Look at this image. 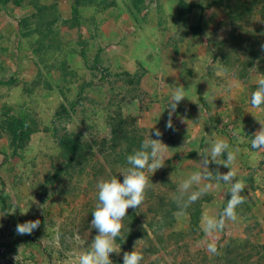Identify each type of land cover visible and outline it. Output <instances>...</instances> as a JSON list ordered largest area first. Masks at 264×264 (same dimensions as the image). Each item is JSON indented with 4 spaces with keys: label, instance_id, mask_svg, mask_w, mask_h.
I'll return each instance as SVG.
<instances>
[{
    "label": "rangeland",
    "instance_id": "obj_1",
    "mask_svg": "<svg viewBox=\"0 0 264 264\" xmlns=\"http://www.w3.org/2000/svg\"><path fill=\"white\" fill-rule=\"evenodd\" d=\"M0 26V255L78 264L97 234V182L122 180L149 132L163 164L145 169L144 199L126 210L113 264L133 250L140 264H264V149L252 150L242 119L264 53V0H0ZM172 58L184 96L175 111L165 73ZM216 140L234 159L222 154L208 168L232 171L244 202L235 221L205 232L231 184L201 179L186 193L180 185L203 171ZM32 220L37 229L16 233Z\"/></svg>",
    "mask_w": 264,
    "mask_h": 264
},
{
    "label": "clouds",
    "instance_id": "obj_2",
    "mask_svg": "<svg viewBox=\"0 0 264 264\" xmlns=\"http://www.w3.org/2000/svg\"><path fill=\"white\" fill-rule=\"evenodd\" d=\"M255 85V90L252 91L249 98V104L253 108H259L264 106V74L259 73L258 78L255 80ZM182 98H184L182 87L173 88L169 108L175 111L178 102ZM165 127L172 128L170 119ZM153 135L159 137L161 132L159 129H153ZM157 142L161 143L158 139L150 138L148 132V137L142 141L140 149L127 157L128 167L119 173L122 176V180L118 179L116 175H110L108 178L100 179L97 182V202L91 212L92 219L90 221L91 228H94L97 234L87 249L80 250L77 253L78 264H113L110 254L117 252L115 240L120 233L121 221L125 217L126 210L139 207L144 199V190L148 183L145 169L155 171L163 164V158ZM228 148L229 145L223 140H216L211 143L207 148L206 154L200 160V167L203 171L192 174L180 185L181 191L186 193L193 184H198L201 179H215L225 184H231L227 203L220 213V218H207L203 225L205 232H212L221 228L224 219L235 221L237 219L236 208L244 202V198L241 195L244 185L242 182L233 179L234 173L232 171L220 173L208 168L209 163L215 161L216 157L222 154H226V160H233L234 154L227 151ZM251 148L252 150L264 149V127H261L259 131L252 135ZM207 188V184L203 185L200 191L192 192L188 195V200L195 201L201 192L206 191ZM181 214L182 212L178 213V215ZM39 225V220L26 221L18 223L15 231L21 235L30 234ZM207 250L210 253H215L216 247L214 244H209ZM142 259V254L133 250L123 254L122 264H140Z\"/></svg>",
    "mask_w": 264,
    "mask_h": 264
},
{
    "label": "crops",
    "instance_id": "obj_3",
    "mask_svg": "<svg viewBox=\"0 0 264 264\" xmlns=\"http://www.w3.org/2000/svg\"><path fill=\"white\" fill-rule=\"evenodd\" d=\"M2 27L0 26V34H2ZM100 43V48L95 46V54L96 56L99 54L101 59H104V57H106V55L108 54L109 50L108 49H104V46ZM125 52V50H124ZM95 56V57H96ZM117 58L116 61L119 60L118 57V53H117ZM178 60L177 58H172L170 62H168L167 66H165V73L168 74V79L167 82L170 84V86L175 87V84H177L176 82L179 80L178 76L173 75L176 70H178V64H177ZM132 69H134V66L132 67ZM180 71V70H179ZM171 74V76H169ZM251 85H255V82H251ZM249 98L246 96V101L244 102V110H245V116L242 118L243 119V123L244 124H248L251 128V136L254 135L257 131H259L261 129V127H264L262 125H264V112L262 107L259 108H253L250 104H249ZM262 124V125H261ZM155 124H152V126H154ZM256 155H257V151H255Z\"/></svg>",
    "mask_w": 264,
    "mask_h": 264
},
{
    "label": "trees",
    "instance_id": "obj_4",
    "mask_svg": "<svg viewBox=\"0 0 264 264\" xmlns=\"http://www.w3.org/2000/svg\"><path fill=\"white\" fill-rule=\"evenodd\" d=\"M259 34H261V33L259 32ZM262 38H264V34L261 35V39ZM258 44L263 45V42L260 41V42H258ZM258 55L260 56L259 57V66H257L255 68V70H257L260 74H264V53L257 54L256 56L258 57ZM82 59L85 60L83 55H82ZM0 83H3V82L0 80ZM21 127H23V124H21ZM15 137H16V139H19V136L16 134H15ZM62 147L65 148L71 155L74 153V150L76 149L74 145H69V144H66L65 142H63Z\"/></svg>",
    "mask_w": 264,
    "mask_h": 264
},
{
    "label": "built area",
    "instance_id": "obj_5",
    "mask_svg": "<svg viewBox=\"0 0 264 264\" xmlns=\"http://www.w3.org/2000/svg\"><path fill=\"white\" fill-rule=\"evenodd\" d=\"M1 253H2V251H1ZM17 259H18L17 257H14V258L11 257L10 258V257H7V256L0 255V264H19V263H21V260H17ZM56 264H59V263H56ZM69 264H71V263H69Z\"/></svg>",
    "mask_w": 264,
    "mask_h": 264
}]
</instances>
